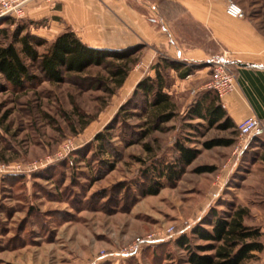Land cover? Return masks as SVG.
<instances>
[{"label": "rangeland", "instance_id": "1", "mask_svg": "<svg viewBox=\"0 0 264 264\" xmlns=\"http://www.w3.org/2000/svg\"><path fill=\"white\" fill-rule=\"evenodd\" d=\"M232 1L264 29V0ZM156 9L170 27L183 15L171 0H158ZM40 24L7 19L0 29L33 35L31 27ZM8 40L0 33V43ZM159 48H129L136 63L118 88L102 66L50 83L33 65L34 80L17 91L0 77V264H190L176 240L185 235L192 247L206 244L193 228L210 229L213 212L225 216L239 207L247 209L243 223L259 228L264 243V146L251 139L238 148L234 128L189 117L196 89L172 90L174 71L160 58L143 61L155 50L169 56ZM158 61L174 115L156 128L152 95L136 87ZM97 133L105 135L104 144ZM218 138L233 142L203 146ZM176 143L197 156L176 180L160 179L159 191L146 194L144 172L172 161ZM147 237L156 241L129 251ZM263 255L255 252L249 263L262 264Z\"/></svg>", "mask_w": 264, "mask_h": 264}, {"label": "crops", "instance_id": "2", "mask_svg": "<svg viewBox=\"0 0 264 264\" xmlns=\"http://www.w3.org/2000/svg\"><path fill=\"white\" fill-rule=\"evenodd\" d=\"M157 1L33 0L25 6L23 18L41 22L31 27V31L45 39L70 28L83 43L98 49L125 50L138 45H153L159 50L163 46L168 57L160 56L155 50L143 61L149 63L153 57L161 61L168 58L179 64L180 70L188 69L182 78L172 69L175 83L171 88L196 89L187 111L206 97L208 90L204 85L210 79L207 71L211 63L225 58L234 73L236 88L222 99L209 91L210 95L217 97L215 104L225 110L235 130L248 116H256L264 127V29L253 19L229 16L225 12L227 0H171L181 6L183 15L170 27L158 15ZM186 22L194 27L184 26ZM193 37L198 40L192 42ZM148 77H155L152 66ZM169 90L167 85L162 88L170 96ZM194 119L207 122L202 117ZM254 142L264 146V130ZM262 157L264 159V154Z\"/></svg>", "mask_w": 264, "mask_h": 264}, {"label": "trees", "instance_id": "3", "mask_svg": "<svg viewBox=\"0 0 264 264\" xmlns=\"http://www.w3.org/2000/svg\"><path fill=\"white\" fill-rule=\"evenodd\" d=\"M5 32L4 28L0 29V33L5 38H9L7 42L0 43V77L12 91L23 89L27 84L32 83L35 78L31 71L33 65L38 67L50 83L62 82L66 76L80 75L91 66H102L114 88H118L124 83L131 66L136 63L133 49L93 48L83 43L70 28L63 29L50 42L29 32L22 34L21 29L11 35ZM41 46L45 49L40 53L37 47ZM162 61V67L174 69L180 78L188 73V69L180 70L181 66L168 58H162ZM158 63L161 62L153 64L155 77L141 79L136 87V90H142L147 96L152 95L148 107L156 128L159 127V123L169 120L174 115V104L170 96L162 91L166 80L162 74L163 68ZM205 96L207 98L202 97L190 107L188 116L205 118L209 126L222 121V124L233 128L225 110L220 104H215L217 97L210 95L209 91L205 92ZM78 117L80 119L81 116ZM86 124L87 121L82 122L81 126ZM104 139L103 133L95 135V140L99 141L100 145L104 144ZM232 142L231 139L218 138L204 142L203 146L205 148L228 146ZM144 147L150 150L147 144H144ZM175 151L172 161L161 164L159 168H152V171L149 168L144 172L148 180L146 194H156L159 191L162 187L160 179L167 182L176 180L198 154L196 149L188 148L181 143H176ZM213 214L210 229L196 226L192 230L194 237L206 244L192 247L189 237L185 235L176 240L177 244L186 249L188 262L190 264H250L249 261L255 257V252L264 249V243L260 239L262 233L259 228L248 227L243 223L247 209L239 207L225 216L216 215L214 212Z\"/></svg>", "mask_w": 264, "mask_h": 264}, {"label": "built area", "instance_id": "4", "mask_svg": "<svg viewBox=\"0 0 264 264\" xmlns=\"http://www.w3.org/2000/svg\"><path fill=\"white\" fill-rule=\"evenodd\" d=\"M33 0H0V20L20 19L25 16V6ZM225 12L234 18H243V9L232 0H227L225 4ZM236 88V80L230 64L225 58H218L211 63L210 79L205 83L204 89L213 92L218 98L222 99L224 96L232 93ZM194 93L195 90H192ZM222 106L224 104L222 103ZM264 130L263 124L256 116H248L244 118L237 126V132L240 141L237 147L240 148L249 140L262 134ZM0 166V171L3 170ZM156 240L147 238H137L129 248L130 252L137 250L139 244L147 242L154 243ZM264 253V249H263ZM264 264V255H263Z\"/></svg>", "mask_w": 264, "mask_h": 264}, {"label": "water", "instance_id": "5", "mask_svg": "<svg viewBox=\"0 0 264 264\" xmlns=\"http://www.w3.org/2000/svg\"><path fill=\"white\" fill-rule=\"evenodd\" d=\"M228 63H229V61L228 60H226Z\"/></svg>", "mask_w": 264, "mask_h": 264}]
</instances>
